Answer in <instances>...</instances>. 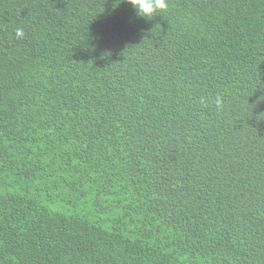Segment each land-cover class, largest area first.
I'll list each match as a JSON object with an SVG mask.
<instances>
[{
  "label": "trees",
  "instance_id": "16d2710c",
  "mask_svg": "<svg viewBox=\"0 0 264 264\" xmlns=\"http://www.w3.org/2000/svg\"><path fill=\"white\" fill-rule=\"evenodd\" d=\"M0 264H264V0H0Z\"/></svg>",
  "mask_w": 264,
  "mask_h": 264
},
{
  "label": "clouds",
  "instance_id": "9594fccd",
  "mask_svg": "<svg viewBox=\"0 0 264 264\" xmlns=\"http://www.w3.org/2000/svg\"><path fill=\"white\" fill-rule=\"evenodd\" d=\"M127 3L132 5L138 17L149 20L154 16L167 12L169 8V0H127ZM16 35L18 38L23 37V30L17 29ZM201 102L204 103L203 100ZM212 103L218 111L223 110L224 96L217 94Z\"/></svg>",
  "mask_w": 264,
  "mask_h": 264
}]
</instances>
